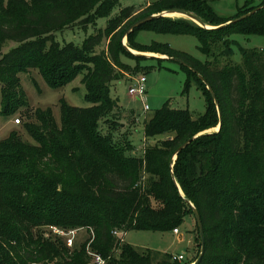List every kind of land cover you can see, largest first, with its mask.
Instances as JSON below:
<instances>
[{
	"label": "trees",
	"instance_id": "obj_1",
	"mask_svg": "<svg viewBox=\"0 0 264 264\" xmlns=\"http://www.w3.org/2000/svg\"><path fill=\"white\" fill-rule=\"evenodd\" d=\"M165 10L191 13L212 27L156 17L131 31L127 46L189 63L206 83L180 64L186 87L193 77L206 108L193 118L188 109L165 102L144 121V136L157 142L138 156L130 141L114 138L121 124L110 114L119 104L109 90L121 80L116 69L124 66L122 57L137 64L167 60L132 54L122 42L132 23ZM102 18L105 26L80 45L54 37ZM142 29L193 35L207 59L200 62L164 43L140 44L136 34ZM233 32L264 35V0L229 17L216 13L210 0H159L140 10L121 7V0H0V114L26 105L16 75L28 69L53 89L83 72L88 103L74 107L61 99L59 125L50 109L38 111L41 124L27 127L35 144L14 135L0 140V264H89L84 246L70 249L39 229L59 225L92 229L90 247L105 264H180L171 254L120 242L113 231H173L187 215L194 219L188 201L203 225L204 252L197 264H264V49H243L240 63L217 66L219 56L230 55ZM104 41L106 48L97 51ZM10 42L16 45L3 52ZM207 84L222 117L220 129L211 133L203 131L217 126L219 115ZM101 121L109 123L105 133Z\"/></svg>",
	"mask_w": 264,
	"mask_h": 264
},
{
	"label": "rangeland",
	"instance_id": "obj_2",
	"mask_svg": "<svg viewBox=\"0 0 264 264\" xmlns=\"http://www.w3.org/2000/svg\"><path fill=\"white\" fill-rule=\"evenodd\" d=\"M159 0H121V7L135 6L136 9H142L148 3ZM212 8L220 16H234L245 5H257L260 0H210ZM117 10L114 11V13ZM171 19H187L182 16H171ZM197 24L196 22L190 20ZM106 19H99L95 26L89 25L82 28L79 26H70L64 30L54 34L55 39L63 44L64 42H74L80 45L84 38L94 32L97 28L105 26ZM198 25V24H197ZM212 27V26H210ZM136 41L143 45L151 43H164L172 49L182 51L197 59L200 62L206 61L207 57L198 50V40L195 36L189 34H168L158 33L152 30L142 29L136 34ZM231 52L229 57L219 56L217 66L233 62H241V52L243 49H264V35H245L239 32H233L230 35ZM127 45V38L124 40ZM15 43H8L4 47L3 52H7L9 48L15 46ZM106 48V41L102 43L97 51ZM143 53V52H142ZM121 61L124 66L117 68V75L121 80L114 81L110 86L109 94L116 99L119 107L110 114L114 115L121 127L114 134V138L120 143L124 139L130 141L134 147V153L138 156L143 154L147 145L156 143V139H147L144 136V121L148 119L156 109H159L165 102H169L170 106L178 109H188L191 116L196 118L204 113V99L200 91L196 87L193 77L186 87V72L180 64L172 60H164L158 62L153 59L142 60L138 64L135 60L122 57ZM139 65L140 67H137ZM154 66L148 67L147 66ZM128 67V68H127ZM125 69H129L125 71ZM139 75H145L146 95L145 99H138L128 94V87L133 83V79ZM83 72L78 74L72 81L65 86L53 89L50 88L35 69H28L16 75L18 78V90H20L25 99L26 105L20 106L16 111L8 114H0V140H6L9 136L14 135L22 141L35 144V141L29 134L28 126H39L41 121L37 117L38 111L51 110L55 122L60 124V100L63 99L69 105L84 108L88 106L85 99L86 89L81 82ZM147 104L149 109L143 110V105ZM25 111H28L25 113ZM31 115V118H26ZM20 119L19 124H15L14 120ZM101 129L105 133L109 123L101 121ZM218 126V125H217ZM217 126L208 128L203 132H213ZM165 136L161 137L164 138ZM160 138V139H161ZM6 207V205L4 204ZM50 226H40V231L44 236H50ZM58 227L67 229L68 226L59 225ZM78 234L76 237V247H85L89 232L86 227L77 226ZM179 233L155 232L130 230L127 231L124 240L130 245L140 250L150 249L160 253H168L172 256L182 254L184 260L179 261L180 264H190L191 260L196 259L199 253V239L197 236L196 226L192 215H187L182 225L177 227ZM37 231V229H34ZM71 249V248H70ZM163 255V254H162ZM161 255V256H162ZM160 256V258H161ZM159 258V259H160ZM89 264H94L90 259Z\"/></svg>",
	"mask_w": 264,
	"mask_h": 264
},
{
	"label": "water",
	"instance_id": "obj_3",
	"mask_svg": "<svg viewBox=\"0 0 264 264\" xmlns=\"http://www.w3.org/2000/svg\"><path fill=\"white\" fill-rule=\"evenodd\" d=\"M259 8H256L254 9L253 11H250L244 15H241L237 18H234L232 19L231 21L221 25V26H225V25H228V24H231V23H235V22H239L243 19H245L246 17L250 16L251 14H253L254 12H256V10H258ZM178 14L179 16H182V17H185V18H188L194 22H196L199 26L201 27H204V28H211L210 26L204 24L201 20H199L197 17H195L193 14L191 13H188V12H185V11H180V10H165V11H162L160 13H157V14H153V15H149V16H146V17H143L141 19H138L137 21H135L134 23H132L128 28L127 30L125 31L124 35H123V39H122V42L124 44V46L126 47V49L131 52L132 54H135V55H138V56H146V57H160V58H166V59H171L173 61H176L178 62L179 64H182L184 66H186L187 68L191 69L193 72H195L197 74V76L204 82L206 83L205 79L203 76H201L195 68H193L189 63L185 62L184 60L182 59H179V58H176V57H170V56H167V55H161V56H156V55H149V54H146V53H142V52H134L132 51L131 48H129L126 43L124 42V40L126 39L127 35L133 31L135 28L139 27L141 24L147 22V21H150L152 20L153 18H156V17H171L172 15L171 14ZM220 26V27H221ZM207 89L209 90L210 94H211V97L214 101V103L216 104V107H217V110H218V115H219V123H218V128L213 131V132H216L220 129L221 127V122H222V117H221V113H220V110H219V106H218V102H217V99H216V95L215 93L213 92L212 88L207 84ZM208 133H211V132H208ZM198 136V135H197ZM195 136V137H197ZM193 137V138H195ZM189 139L187 141H185L183 144L180 145V147L177 149L175 155L173 156V160H175L176 158V154L181 151L183 148H185L190 142L191 140L193 139ZM172 166V165H171ZM175 181V184L176 186L178 187L179 189V193L181 195L182 194V191L178 185V183L176 182V180L174 179ZM188 204L192 207L193 209V216H194V219L196 221V224H197V227H198V231H199V237H200V243H201V247H200V252H199V255L197 257V259L192 263V264H197L198 262H200L202 256H203V252H204V233H203V225H202V222H201V218H200V215H199V212L198 210L193 206V204L191 202L188 201Z\"/></svg>",
	"mask_w": 264,
	"mask_h": 264
},
{
	"label": "built area",
	"instance_id": "obj_4",
	"mask_svg": "<svg viewBox=\"0 0 264 264\" xmlns=\"http://www.w3.org/2000/svg\"><path fill=\"white\" fill-rule=\"evenodd\" d=\"M146 83H147V79L145 75H139L135 77L133 79V83L128 87V91H127L128 94L131 96H135L138 99L144 100V97L146 95ZM148 109H149L148 105L144 103L143 110H148ZM14 122L15 124H19L20 119L16 118ZM78 231H79L78 228L64 229L58 226L49 227V234L60 238L64 242L65 246L68 248H72L75 245ZM87 231L89 232L88 242L86 245V251L88 256L91 258L94 264H105L106 263L105 259L99 253L94 252L90 247V244L94 238V233L92 229H87ZM173 232L178 233V229L177 228L173 229ZM125 234L126 233H124L120 229H116L113 231V235L117 239H119L120 242H124ZM173 259L177 261H182L184 260V256L180 254L177 256H173Z\"/></svg>",
	"mask_w": 264,
	"mask_h": 264
},
{
	"label": "crops",
	"instance_id": "obj_5",
	"mask_svg": "<svg viewBox=\"0 0 264 264\" xmlns=\"http://www.w3.org/2000/svg\"><path fill=\"white\" fill-rule=\"evenodd\" d=\"M143 53H146V54H149V55H156V56H161L160 54H158V53H154V52H143ZM200 91V90H199ZM200 93H201V91H200ZM202 94V93H201ZM203 96V95H202ZM144 99H145V97H144ZM203 99H204V97H203ZM204 105H205V108H206V104H205V100H204ZM205 111V110H204ZM173 232V231H172ZM174 233V232H173ZM178 233H179V231H178ZM178 233H176V234H178ZM124 242H125V240H124Z\"/></svg>",
	"mask_w": 264,
	"mask_h": 264
},
{
	"label": "bare ground",
	"instance_id": "obj_6",
	"mask_svg": "<svg viewBox=\"0 0 264 264\" xmlns=\"http://www.w3.org/2000/svg\"><path fill=\"white\" fill-rule=\"evenodd\" d=\"M171 15H172V16H175V15L178 16V14H174V13L171 14ZM132 51L136 52L135 50H132ZM217 128H218V127L214 128V129H217Z\"/></svg>",
	"mask_w": 264,
	"mask_h": 264
}]
</instances>
